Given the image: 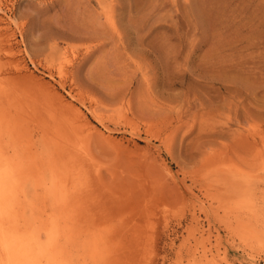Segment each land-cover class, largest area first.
I'll list each match as a JSON object with an SVG mask.
<instances>
[{"label":"rangeland","instance_id":"1","mask_svg":"<svg viewBox=\"0 0 264 264\" xmlns=\"http://www.w3.org/2000/svg\"><path fill=\"white\" fill-rule=\"evenodd\" d=\"M0 47L68 264H264V0H0Z\"/></svg>","mask_w":264,"mask_h":264},{"label":"bare ground","instance_id":"2","mask_svg":"<svg viewBox=\"0 0 264 264\" xmlns=\"http://www.w3.org/2000/svg\"><path fill=\"white\" fill-rule=\"evenodd\" d=\"M25 76L27 77V75ZM38 85L48 93L52 92V88L48 87L49 85L47 86L44 83H38ZM47 92L45 93L47 94ZM61 104L67 105L69 102ZM3 125L6 127H3ZM9 130L10 127L0 117V264H68L65 260V252L59 251V247L56 246L65 234L63 231L66 228L57 227L53 224V221L50 224L41 225L37 217H27L28 211L33 210V208L34 210L36 209L34 206L35 199L27 195L26 184L29 181V177L22 163L4 155L1 138ZM110 136L104 135L103 138L107 143H113L112 145L116 146L117 144L114 143ZM42 173L43 170L38 172V176L41 177ZM51 179L54 182L53 177ZM53 185L49 188V191L52 196H55L57 189L54 190L56 185ZM41 192L37 193L39 200L43 198ZM51 198H53V202L55 198ZM42 200L41 202L44 201ZM52 202L50 201V204ZM36 203H38L37 200ZM49 207L51 208L50 205ZM63 207L65 208V206ZM51 209L53 210V207ZM34 214L37 215V212ZM43 237L44 239L47 238L48 244L45 243Z\"/></svg>","mask_w":264,"mask_h":264}]
</instances>
